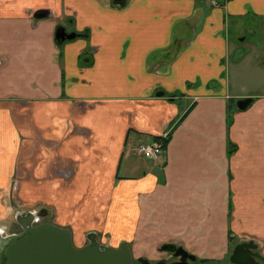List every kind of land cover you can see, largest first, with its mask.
<instances>
[{
    "label": "crops",
    "instance_id": "0c3cea01",
    "mask_svg": "<svg viewBox=\"0 0 264 264\" xmlns=\"http://www.w3.org/2000/svg\"><path fill=\"white\" fill-rule=\"evenodd\" d=\"M219 2L0 0V221L12 191L17 212H41L78 248L94 233L135 258L169 243L220 264L232 237L264 256V96L224 78L226 21L264 25V0ZM63 23L88 39L57 45ZM166 132L162 160L134 155Z\"/></svg>",
    "mask_w": 264,
    "mask_h": 264
},
{
    "label": "water",
    "instance_id": "95a60500",
    "mask_svg": "<svg viewBox=\"0 0 264 264\" xmlns=\"http://www.w3.org/2000/svg\"><path fill=\"white\" fill-rule=\"evenodd\" d=\"M48 14H39L38 18H45ZM75 37L67 35L63 28L57 29L55 39L64 41ZM250 99L239 100L236 103L238 110L247 108ZM47 219L41 212H25L17 214L16 222L21 227V232L13 235L2 236L0 232V264H131L132 256L128 245L123 242L119 248H113L97 241L94 233L86 236L87 243L82 247H75L72 233L66 228H61L53 223L44 222L35 225L38 220ZM248 248L251 244L242 243L233 248L229 261L231 264H258L255 255ZM175 245L165 244L162 251L174 250ZM160 250V251H161ZM181 255L177 262L171 264H188L186 257L192 261L195 257L189 255L180 247ZM252 250V249H250ZM142 264H150L139 259ZM155 264H165L163 261Z\"/></svg>",
    "mask_w": 264,
    "mask_h": 264
},
{
    "label": "rangeland",
    "instance_id": "374dc122",
    "mask_svg": "<svg viewBox=\"0 0 264 264\" xmlns=\"http://www.w3.org/2000/svg\"><path fill=\"white\" fill-rule=\"evenodd\" d=\"M212 1L214 0H201V3H204L209 8ZM200 7L204 8L202 6ZM62 25L67 32L70 31L65 23ZM226 25L229 26L226 30V35L230 43L229 53L224 61V78L227 81V87L233 93L242 96L254 95L261 98L264 96V29L261 30V26L264 25L260 17H256L252 14L241 20L229 17L226 21ZM13 187L14 184H12V188ZM11 201V198L2 200L5 209L7 208L8 210V207L11 206ZM12 218L11 216L10 222H8L12 230L20 231L19 226L14 222L15 220L12 222ZM46 220H48V218L44 221ZM97 240L99 243L113 248H118L119 242L121 241L126 242L125 240L120 241L115 239L108 242L104 240L102 236H98ZM86 243L87 240L83 242L82 246ZM160 256L161 254L156 253L152 255L150 259H158Z\"/></svg>",
    "mask_w": 264,
    "mask_h": 264
},
{
    "label": "flooded vegetation",
    "instance_id": "af4514ba",
    "mask_svg": "<svg viewBox=\"0 0 264 264\" xmlns=\"http://www.w3.org/2000/svg\"><path fill=\"white\" fill-rule=\"evenodd\" d=\"M109 1V4L110 5H114V6H123L124 5V3H123V1L124 0H108ZM225 1H227V0H225ZM218 2H219V0H218ZM211 5L212 6H220L218 3H217V1L215 2V1H212L211 2ZM60 28H63L62 26H59V27H57V29H60ZM56 29V30H57ZM64 29V28H63ZM64 31H65V33L67 34V35H69V34H74L75 35V37L73 38V39H75L76 38V33L75 32H69V33H67V31L64 29ZM55 33H56V31H55ZM73 39H70V40H67V39H65L64 41H71V40H73ZM61 41V40H60ZM64 41H62V42H64ZM175 98V97H174ZM247 99V98H246ZM248 99H250V98H248ZM238 102V100L236 101V103ZM253 102V99H250V101H249V104L247 105V108L249 107V105L251 104ZM236 103L234 102V100H233V106H234V108L236 109L237 107L235 106L236 105ZM240 111V110H239ZM244 111V110H243ZM14 187H13V191H14ZM12 194H14V192H12ZM11 198H12V196H11ZM11 208H10V214H11V216L13 217L12 218V222H13V220H15L14 222L17 224V222H16V217H17V214H20V213H22V212H17V209H19V208H17V206L15 207V206H13V204L10 206ZM15 207V208H14ZM19 207V206H18ZM25 213V212H24ZM10 216V217H11ZM9 217V216H8ZM10 217H9V221H0V232H1V235L2 236H5V235H13V234H18V233H20L21 232V227L19 226V230L20 231H13L12 230V227H11V225H9L10 223H8V222H10ZM44 222H48V223H52L50 220H46V221H44V220H42V221H40V220H38L36 223H35V225H39V224H41V223H44ZM229 249H228V252H227V254H226V256H225V258H223L224 260H223V262L222 263H220V264H231L230 263V261H229V258H230V256H231V253H232V251H233V248L235 247V246H237V245H241L242 243H247V244H251V247L252 248H248L247 247V250H249L250 251V253L253 255H255V257H254V260H255V262H257L258 264H264V256H263V254H262V249H261V245H260V243L258 242V241H256L255 239H253V238H250V239H243V240H236V241H234L233 240V238L232 237H229ZM174 245V244H173ZM120 247V245L118 246V248ZM163 246H160L159 248H157V253H159V254H161V256L158 258V259H154V260H151V259H149L148 257H138V258H135L134 256H133V254H132V252H131V249H130V252H131V256H132V262H131V264H142V262H140L139 261V259H143V260H146L148 263H150V264H155V263H157V262H160V261H163L165 264H171V263H174V262H177L178 260H179V258L181 257V255H179V256H176V254L177 253H180V246H178V245H175V249L174 250H168V251H162L161 250V248H162ZM250 249H252V250H250ZM161 250V251H160ZM187 252V251H186ZM189 255H191V256H193V257H195V260L194 261H192V260H190L191 258L190 257H186L185 256V258H186V260H187V262H188V264H193V263H198V264H213V263H209V262H207V261H205V260H199L196 256H194L193 254H191V253H189V252H187Z\"/></svg>",
    "mask_w": 264,
    "mask_h": 264
},
{
    "label": "built area",
    "instance_id": "2783aa9c",
    "mask_svg": "<svg viewBox=\"0 0 264 264\" xmlns=\"http://www.w3.org/2000/svg\"><path fill=\"white\" fill-rule=\"evenodd\" d=\"M168 139V133H163L159 139L150 143H141L134 147L133 153L135 156L147 159L153 162L162 160V153L165 149V140Z\"/></svg>",
    "mask_w": 264,
    "mask_h": 264
},
{
    "label": "trees",
    "instance_id": "16d2710c",
    "mask_svg": "<svg viewBox=\"0 0 264 264\" xmlns=\"http://www.w3.org/2000/svg\"><path fill=\"white\" fill-rule=\"evenodd\" d=\"M195 1V4L198 6V7H200V6H202V7H206V5L204 4V3H201V0H194ZM217 3L220 5V2H218L217 1ZM59 27V26H58ZM76 33V38H85V39H88V37H89V33H88V31H83V32H80V33H77V32H75ZM65 42V41H64ZM64 42H62V41H60V39H55V43L57 44V45H61V44H63ZM171 49H174V51H173V55H175L176 53H178L180 50H181V47H179V45L177 44H175L174 42L171 44ZM166 52H168V51H166ZM89 53V52H88ZM88 55V54H87ZM151 57V56H150ZM149 57V58H150ZM152 58V57H151ZM80 61H81V64H83V65H85V64H88V63H85L86 61H88V58H86L84 55H81L80 56ZM155 93H157V94H160V95H162V96H165V93L164 92H158V90L157 91H155ZM174 97L175 96H170V99H174ZM231 103H233V100H231ZM229 108L231 109L232 108V111H236V110H238V109H235L234 108V106H229ZM247 109V108H246ZM245 109V110H246ZM239 111V110H238ZM156 139H159V138H155V140ZM168 140H169V138L168 139H166L165 140V143H167L168 142ZM235 151V148L233 147L231 150H230V154L232 153V152H234Z\"/></svg>",
    "mask_w": 264,
    "mask_h": 264
}]
</instances>
